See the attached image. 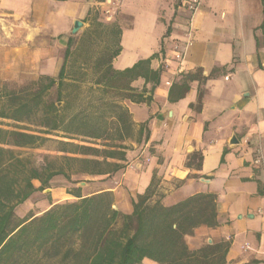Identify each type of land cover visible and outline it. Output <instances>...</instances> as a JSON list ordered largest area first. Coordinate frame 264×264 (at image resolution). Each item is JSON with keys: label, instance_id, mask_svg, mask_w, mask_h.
I'll list each match as a JSON object with an SVG mask.
<instances>
[{"label": "crops", "instance_id": "crops-1", "mask_svg": "<svg viewBox=\"0 0 264 264\" xmlns=\"http://www.w3.org/2000/svg\"><path fill=\"white\" fill-rule=\"evenodd\" d=\"M115 1L0 0V86L33 90L63 71V87L57 81L47 96L56 100L47 101L67 120L106 125L97 138L54 132L43 146H0L44 158L68 155L59 142H75L101 151L99 161L113 151L107 161L120 166L54 177L15 208L17 219L24 226L77 201L68 193L75 188L82 198L112 192L125 215L145 194L167 207L211 195L213 216L184 236L188 255L177 264H264V0H199L194 8L191 0ZM76 21L83 26L73 34ZM0 129L40 135L34 117L0 116Z\"/></svg>", "mask_w": 264, "mask_h": 264}, {"label": "trees", "instance_id": "trees-1", "mask_svg": "<svg viewBox=\"0 0 264 264\" xmlns=\"http://www.w3.org/2000/svg\"><path fill=\"white\" fill-rule=\"evenodd\" d=\"M134 68L120 72V80L129 77ZM159 76L158 71H152L153 80ZM63 79L61 71L57 80L40 77L34 89L30 87L23 94L6 92L0 116L14 122L34 117L40 135L0 129V144L26 148L43 146L48 141L46 135L54 132H63L69 139L97 138L106 133V125L82 123L77 116L67 120L63 107L47 101L48 91L57 81L61 89ZM58 96L61 101L60 92ZM59 144V150L68 155L44 156L40 166L23 153L0 146V264H140L145 258L177 264L187 257L184 236L211 220V195H198L167 207L149 203L145 194L134 202L133 213L125 215L113 208L112 192L82 198L80 188H75L68 193L79 198L77 201L56 205L22 226L15 208L36 191L46 190L54 177L63 175L70 181L75 174H106L120 169L107 161L116 157L113 151H104V160L99 161L96 158L101 151L94 147L65 141ZM33 180H39L41 186L36 188Z\"/></svg>", "mask_w": 264, "mask_h": 264}, {"label": "rangeland", "instance_id": "rangeland-1", "mask_svg": "<svg viewBox=\"0 0 264 264\" xmlns=\"http://www.w3.org/2000/svg\"><path fill=\"white\" fill-rule=\"evenodd\" d=\"M158 33L157 29H153L152 31V37H155ZM31 87V83H27L26 85L23 86L24 91H19V87L15 86L14 84H8L7 86H0V102L5 99V89L7 90V92H17L18 94H23L28 88ZM47 99L50 100H56V95L54 94L53 96L47 97ZM12 126H15L14 124ZM27 127V126H24ZM31 129V128H30ZM52 146V144H51ZM28 155H24L26 157H28L33 163L34 165H38L40 166L41 163H43V155L42 153L36 154V153H32V152H28ZM74 167L78 166V165H73ZM43 196H46V192L44 193H40L39 196H37L40 200ZM49 264H53L52 262H50Z\"/></svg>", "mask_w": 264, "mask_h": 264}, {"label": "built area", "instance_id": "built-area-1", "mask_svg": "<svg viewBox=\"0 0 264 264\" xmlns=\"http://www.w3.org/2000/svg\"><path fill=\"white\" fill-rule=\"evenodd\" d=\"M118 2H120V0H116L113 4L116 6L118 4ZM192 3V8L196 7L199 4V0H191ZM110 11H107V14H109ZM175 53V59L177 61H181L182 60V52L178 49V47L175 48L174 50Z\"/></svg>", "mask_w": 264, "mask_h": 264}, {"label": "water", "instance_id": "water-1", "mask_svg": "<svg viewBox=\"0 0 264 264\" xmlns=\"http://www.w3.org/2000/svg\"><path fill=\"white\" fill-rule=\"evenodd\" d=\"M82 26H83V23L82 22L76 21L75 24H74V29H73V32L72 33L75 34ZM235 142H237V140L234 138L232 140V143H235ZM82 184H84V183H82Z\"/></svg>", "mask_w": 264, "mask_h": 264}]
</instances>
